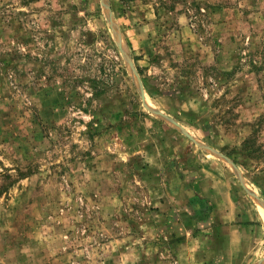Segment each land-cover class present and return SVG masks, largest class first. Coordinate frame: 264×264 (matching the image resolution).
<instances>
[{
	"label": "rangeland",
	"instance_id": "rangeland-1",
	"mask_svg": "<svg viewBox=\"0 0 264 264\" xmlns=\"http://www.w3.org/2000/svg\"><path fill=\"white\" fill-rule=\"evenodd\" d=\"M2 188L0 264H184L264 209V0H0Z\"/></svg>",
	"mask_w": 264,
	"mask_h": 264
},
{
	"label": "crops",
	"instance_id": "crops-1",
	"mask_svg": "<svg viewBox=\"0 0 264 264\" xmlns=\"http://www.w3.org/2000/svg\"><path fill=\"white\" fill-rule=\"evenodd\" d=\"M251 207L238 208L235 201L234 207L227 211L210 212L213 216L210 218L213 221L209 230L211 239L181 242L188 250L177 261L184 264H264V209L260 204ZM226 220L230 221L226 227L220 225Z\"/></svg>",
	"mask_w": 264,
	"mask_h": 264
},
{
	"label": "trees",
	"instance_id": "trees-1",
	"mask_svg": "<svg viewBox=\"0 0 264 264\" xmlns=\"http://www.w3.org/2000/svg\"><path fill=\"white\" fill-rule=\"evenodd\" d=\"M21 172H22V171H21ZM21 172H20V173H21ZM22 175H25V174H22ZM6 190H7V188L4 189V190H3V188H2V189L0 190V192L6 191Z\"/></svg>",
	"mask_w": 264,
	"mask_h": 264
}]
</instances>
